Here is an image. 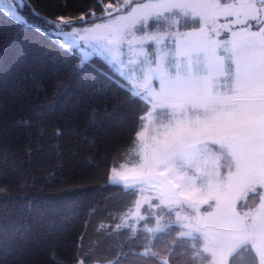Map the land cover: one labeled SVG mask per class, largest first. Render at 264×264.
<instances>
[{
	"label": "trees",
	"instance_id": "trees-1",
	"mask_svg": "<svg viewBox=\"0 0 264 264\" xmlns=\"http://www.w3.org/2000/svg\"><path fill=\"white\" fill-rule=\"evenodd\" d=\"M110 3L119 2L27 0L29 23L0 6V264L207 263L192 259L190 245L203 242L179 224L155 233L152 218L122 225L138 189L110 174L150 104L129 95L106 59L84 61L52 33L60 17L91 21ZM230 264H249L245 250Z\"/></svg>",
	"mask_w": 264,
	"mask_h": 264
},
{
	"label": "snow or ice",
	"instance_id": "snow-or-ice-1",
	"mask_svg": "<svg viewBox=\"0 0 264 264\" xmlns=\"http://www.w3.org/2000/svg\"><path fill=\"white\" fill-rule=\"evenodd\" d=\"M17 3L22 6L23 0H14L5 11L21 20ZM125 7H131L129 0ZM221 17L228 23L218 24ZM181 18L184 26L199 18V29L180 32ZM162 23L177 31H147ZM96 27L109 29L110 45L126 41L138 57L141 75L127 90L152 105L140 182L154 181L161 205L187 206L195 213H177L188 229L181 236L203 242L190 245L192 259L230 264L244 249L249 264L256 257L264 264V191L256 207L237 209L241 193L264 190V0H137L127 15ZM220 28L230 32L228 39L216 38ZM135 31L144 35L136 37ZM165 37L174 41V52L153 55L144 49L147 41L160 44ZM137 136L143 144L144 132ZM113 179L129 187L136 183ZM202 204L212 211L201 213ZM150 231L161 228L158 224Z\"/></svg>",
	"mask_w": 264,
	"mask_h": 264
},
{
	"label": "rangeland",
	"instance_id": "rangeland-1",
	"mask_svg": "<svg viewBox=\"0 0 264 264\" xmlns=\"http://www.w3.org/2000/svg\"><path fill=\"white\" fill-rule=\"evenodd\" d=\"M117 2H125V0H117ZM136 2L137 0H129L131 7L126 8L124 4L123 9L116 11L104 18L94 19L98 17V15L95 12H92L91 18H89L93 19L91 21H86L88 20L86 15L81 16L80 19H69L62 17L63 19L56 21L57 26L52 29V33L64 46L70 45L67 47L77 48L84 61L91 59L95 55L103 57L116 71H118L128 80L130 85H132L134 79L141 75V73L137 70L138 57L129 50V45L126 41L119 46L114 44L110 45L109 40L112 38V36L109 29L103 27L97 28L96 26L108 25L110 19L114 20L116 17L127 15L128 11L136 6ZM139 2H146V0H139ZM13 3L14 0H0V6L4 10L7 7L13 5ZM26 3L27 0H23V5L21 6L19 3H17L16 7L18 14L20 17H22V19L19 21L29 23L27 15L21 10L25 7ZM110 8L114 9L113 6H110ZM63 22H67V24H73L67 27V25ZM227 23L228 21L224 17H221L218 21V24L220 25ZM199 27V18H197L195 22L189 23L187 26H184V20L181 18L178 30L182 33L191 32L193 30L199 29ZM218 30L220 34L218 37H216L217 39L226 40L229 38L230 32H228L227 28H220ZM147 31L175 32L177 31V28L175 26L169 27L168 24L162 23L159 28L151 27L147 29ZM134 35L136 37H141L144 35V33L142 31H135ZM127 39H131V35H129ZM65 41H67V45ZM144 49L153 55H160L162 52L175 51L174 41L171 37H165L160 44L149 40L144 44ZM221 54L223 55L222 52ZM153 86L157 89L159 88V82L155 78L153 79ZM155 115L157 118H159L162 113L160 110H157ZM151 117L152 105L150 104V109L144 115L143 125L138 132H144V143L142 144L140 138L137 136L134 148H132L128 153L126 160L120 166L113 167L110 174L111 182L120 183L127 186L123 180L113 179L114 176L126 177L128 184H132L133 181H136L132 187L138 189V198L136 204L133 209L130 210L128 214H126L122 225L133 226L134 228H137L138 223L142 219L152 218L153 223L147 227L149 231L150 229H156L158 224L161 229L170 224H179L182 227L183 233L188 231V229L184 227L186 221L178 220L177 213L179 212L181 217H191L194 216L195 213L187 206H173L171 209H169L166 205H161L160 193L159 190L153 186L154 181H146L144 183L140 182L142 179L140 175L142 171L141 165L143 164V158L146 155L144 146L150 143V136L152 135L151 127L145 130V124L148 123V120ZM221 171L226 174L227 168H222ZM159 172H163V169H160ZM169 179H171V177H169ZM261 191L264 190H261L258 187L257 194L248 193L247 196H245L243 193H241V198L237 201V209L243 212L248 208L256 207V205L259 203L258 194ZM200 209L201 213L212 211V208L203 204L200 206ZM150 232L155 233L154 231ZM206 264H208V262Z\"/></svg>",
	"mask_w": 264,
	"mask_h": 264
},
{
	"label": "crops",
	"instance_id": "crops-1",
	"mask_svg": "<svg viewBox=\"0 0 264 264\" xmlns=\"http://www.w3.org/2000/svg\"><path fill=\"white\" fill-rule=\"evenodd\" d=\"M124 4H125V2L110 3L109 5H110V6H113L114 9H111L110 6L107 5L108 10L106 11V13H104L103 15H101L100 18H104V17H106V16H108V15H110V14L116 12V11H119V10L123 9V5H124ZM126 80H127V79H126ZM127 81H128V80H127ZM149 109H150V108H149Z\"/></svg>",
	"mask_w": 264,
	"mask_h": 264
},
{
	"label": "bare ground",
	"instance_id": "bare-ground-1",
	"mask_svg": "<svg viewBox=\"0 0 264 264\" xmlns=\"http://www.w3.org/2000/svg\"><path fill=\"white\" fill-rule=\"evenodd\" d=\"M61 19H63V18H61Z\"/></svg>",
	"mask_w": 264,
	"mask_h": 264
}]
</instances>
